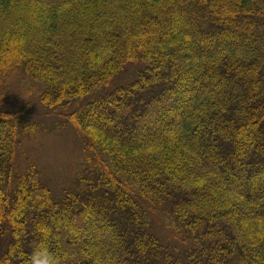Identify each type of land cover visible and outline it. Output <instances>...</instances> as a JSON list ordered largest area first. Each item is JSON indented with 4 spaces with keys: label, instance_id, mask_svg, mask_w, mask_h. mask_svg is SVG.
<instances>
[{
    "label": "trees",
    "instance_id": "16d2710c",
    "mask_svg": "<svg viewBox=\"0 0 264 264\" xmlns=\"http://www.w3.org/2000/svg\"><path fill=\"white\" fill-rule=\"evenodd\" d=\"M14 83L82 145L60 196L17 174L41 129ZM40 242L62 264H264V0H0V264Z\"/></svg>",
    "mask_w": 264,
    "mask_h": 264
},
{
    "label": "rangeland",
    "instance_id": "374dc122",
    "mask_svg": "<svg viewBox=\"0 0 264 264\" xmlns=\"http://www.w3.org/2000/svg\"><path fill=\"white\" fill-rule=\"evenodd\" d=\"M139 67L129 68V73L113 82L107 92L128 83ZM13 88L20 95L18 101L23 103L20 108L27 107L24 114L28 119L35 121L41 129V132L33 138L34 140L28 139L29 141L23 142L16 158L17 174L26 173L31 165H34L40 172L42 181L46 182L57 196H60L65 191L66 185L74 180L75 173L81 172L85 163L82 145L79 144L77 134L72 129H56V126L64 123V119L49 116L35 100L34 97L40 93L38 85L14 83ZM156 223L158 235L165 245L184 246L176 238L168 219L160 217L156 219Z\"/></svg>",
    "mask_w": 264,
    "mask_h": 264
},
{
    "label": "clouds",
    "instance_id": "9594fccd",
    "mask_svg": "<svg viewBox=\"0 0 264 264\" xmlns=\"http://www.w3.org/2000/svg\"><path fill=\"white\" fill-rule=\"evenodd\" d=\"M28 264H62V262L46 243L40 242L33 248Z\"/></svg>",
    "mask_w": 264,
    "mask_h": 264
}]
</instances>
